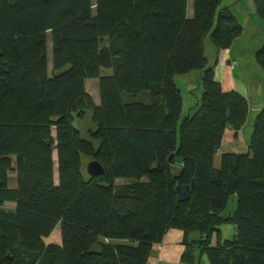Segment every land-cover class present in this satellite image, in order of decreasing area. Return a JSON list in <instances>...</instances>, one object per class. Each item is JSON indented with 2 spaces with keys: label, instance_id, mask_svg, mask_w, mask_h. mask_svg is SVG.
I'll list each match as a JSON object with an SVG mask.
<instances>
[{
  "label": "trees",
  "instance_id": "obj_1",
  "mask_svg": "<svg viewBox=\"0 0 264 264\" xmlns=\"http://www.w3.org/2000/svg\"><path fill=\"white\" fill-rule=\"evenodd\" d=\"M188 1L0 0V264H148L172 229L200 237L183 263L197 248L198 264H264V105L248 152L214 165L249 103L215 80L205 40L229 49L243 26L223 0H193L192 17ZM253 1L264 21V0ZM255 57L264 71V39ZM191 72L203 93L182 119L175 77ZM87 109L84 138L74 120ZM82 157L104 174L84 175ZM192 182L180 201L176 188ZM58 225L62 244H46Z\"/></svg>",
  "mask_w": 264,
  "mask_h": 264
},
{
  "label": "crops",
  "instance_id": "obj_2",
  "mask_svg": "<svg viewBox=\"0 0 264 264\" xmlns=\"http://www.w3.org/2000/svg\"><path fill=\"white\" fill-rule=\"evenodd\" d=\"M222 7H228L232 12L229 5H223L222 3ZM254 20L255 25L248 30L240 23L243 26V34L229 49L218 51L214 45L213 47L209 46L210 51L208 52L209 55H207L205 44L206 57L210 66L214 68L215 80L221 84L223 91L238 92L249 103L248 117L242 129L236 132L228 128L225 131L222 146L215 156L214 165L217 169L221 167L223 155L244 154L248 152L254 122L264 105V71L255 57L256 51L263 43L264 22H260L255 18ZM248 34L252 36L251 39L257 38L258 41L245 40ZM179 77L183 79L182 77L184 76L181 75ZM198 78L200 81V73L198 74ZM176 79L177 76L175 77ZM15 206L14 203H4V208L7 210H13ZM233 234H236V229H234ZM199 238L198 234H194L189 236L186 242L182 231L175 229L168 231L162 242L153 246L148 264H187L182 262L183 254L186 252L188 246L194 245ZM44 241L46 244L61 245L62 233L60 225ZM199 252L195 248L196 262L194 264H198V261H200ZM205 260L206 258H201L202 264H208V261L206 263Z\"/></svg>",
  "mask_w": 264,
  "mask_h": 264
},
{
  "label": "rangeland",
  "instance_id": "obj_3",
  "mask_svg": "<svg viewBox=\"0 0 264 264\" xmlns=\"http://www.w3.org/2000/svg\"><path fill=\"white\" fill-rule=\"evenodd\" d=\"M223 5H229L232 9V12L234 13L235 17L241 23L246 27L248 30L251 29L253 25H255V20H258L260 22L262 21L257 12L256 7L253 0H223ZM193 14V0H189V7H188V15L189 17H192ZM251 35H246L245 40H250L252 42L258 41L257 38H252ZM206 48H207V55H209V46L213 47V44L211 40L206 38L205 40ZM48 59H49V72L52 73V64H51V39L50 36H48ZM105 74H107L105 72ZM198 72H191L187 75H182L183 79L181 77L177 76V79L175 80L178 88L181 90L183 101H184V108H183V118L190 114H193L195 112V107L199 103V99L201 98V95L203 93V87L200 84L199 78H198ZM187 76V77H186ZM87 90L89 94L93 97V99L99 103L100 101V94H99V82L97 79H91L87 81ZM147 96V95H146ZM144 94H140L139 96L133 98V100L136 101H146L148 99V96L146 97ZM83 118H77L74 120V127L77 128L82 136L84 138H88V131L95 128V125L92 121V110H85ZM55 160H57V157L55 155ZM92 160L88 159L87 157H82L83 162V172L84 175L87 176V166ZM127 180H118L117 183L119 185L127 183ZM236 208V196H232L229 202V206L227 211L225 212V215H229L232 213ZM222 231V241L226 240H232L233 239V233H234V225L230 223H224L221 226ZM217 237L215 236L213 239V244H216ZM207 263V259L205 260Z\"/></svg>",
  "mask_w": 264,
  "mask_h": 264
},
{
  "label": "water",
  "instance_id": "obj_4",
  "mask_svg": "<svg viewBox=\"0 0 264 264\" xmlns=\"http://www.w3.org/2000/svg\"><path fill=\"white\" fill-rule=\"evenodd\" d=\"M87 173L90 177L100 176L104 174V168L98 161L93 160L87 166ZM194 189V182H192L190 185L178 186L176 188V192L178 194L179 200H188L190 195H193Z\"/></svg>",
  "mask_w": 264,
  "mask_h": 264
}]
</instances>
